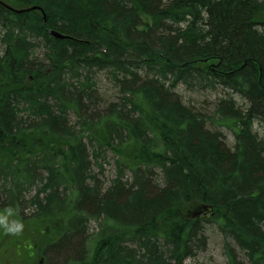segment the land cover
Listing matches in <instances>:
<instances>
[{"label": "trees", "instance_id": "trees-1", "mask_svg": "<svg viewBox=\"0 0 264 264\" xmlns=\"http://www.w3.org/2000/svg\"><path fill=\"white\" fill-rule=\"evenodd\" d=\"M0 44V212L52 231L46 264H186L209 224L264 264V0H0ZM181 85L240 97L233 149Z\"/></svg>", "mask_w": 264, "mask_h": 264}, {"label": "rangeland", "instance_id": "rangeland-1", "mask_svg": "<svg viewBox=\"0 0 264 264\" xmlns=\"http://www.w3.org/2000/svg\"><path fill=\"white\" fill-rule=\"evenodd\" d=\"M1 47L0 44V50ZM96 80L104 104L115 101L118 92L109 76L102 72L97 75ZM177 93L187 107L212 117L214 120L207 123V129L212 132H221L228 148L233 149L234 135L226 127H221L216 122L217 117L214 116V112L218 100L228 95L232 96L238 105H243L240 97L221 88H218L217 91H192L183 85L179 86ZM254 127L260 137L264 139V125L257 124ZM108 161L109 164L104 165V175H99L105 183L108 179L113 178L114 174L113 164L115 161L111 155H108ZM99 171L97 170V174ZM27 213H31V211ZM45 227L46 225L42 223L26 225L15 216L0 212V264H46L42 257L44 242L51 240L54 236L51 235V231L46 239V234L43 232ZM206 236L208 237L207 249L195 258L189 259L186 264H229L226 254L227 246L233 247L239 258L246 262L244 253L236 247L232 240L224 237L217 225H207Z\"/></svg>", "mask_w": 264, "mask_h": 264}, {"label": "water", "instance_id": "water-1", "mask_svg": "<svg viewBox=\"0 0 264 264\" xmlns=\"http://www.w3.org/2000/svg\"><path fill=\"white\" fill-rule=\"evenodd\" d=\"M36 9H38V8L34 7L32 9H30V10H36ZM30 10H25V11H14L13 10V11L16 12V13H23V12H28ZM51 35H53L55 38H58V39H67V38H69V37L64 36V35H62V34H60L58 32H55V31H51Z\"/></svg>", "mask_w": 264, "mask_h": 264}]
</instances>
